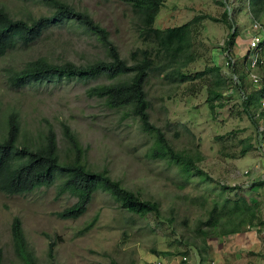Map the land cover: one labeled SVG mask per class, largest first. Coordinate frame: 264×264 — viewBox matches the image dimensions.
I'll return each mask as SVG.
<instances>
[{
  "label": "rangeland",
  "instance_id": "obj_1",
  "mask_svg": "<svg viewBox=\"0 0 264 264\" xmlns=\"http://www.w3.org/2000/svg\"><path fill=\"white\" fill-rule=\"evenodd\" d=\"M62 1L103 27L121 58L132 64L131 54L142 45L135 31L138 20L129 5L119 0ZM249 8V0H166L154 27L180 26L196 16L214 18L216 22L202 20L194 38L197 60L186 72L193 75L206 67L219 66L222 75L233 80L236 78L223 47L227 35L235 29L236 46L231 58L244 76L242 89L246 95L259 96L264 86V65L253 72L246 65L254 21ZM0 9L15 20L30 21L50 15L41 0H0ZM226 21L233 25L231 30ZM257 22L264 31V14ZM259 54L264 58V44ZM106 57L95 36L74 23H62L51 26L32 45L18 47L0 58V138L6 132L7 117L15 113L20 122L18 145L44 137L51 126L62 154L67 146L62 141L61 123H66L86 149V161L93 171L107 170L124 188L158 203L159 215L130 213L99 190L82 217L59 219L56 214L76 202L69 195L56 198L60 180L51 188L27 195L0 193L2 264H23L12 247L10 227L14 217L21 222L36 264H50V243L55 244L52 264H181L182 257L186 258L184 264H264V248L253 255L244 235L209 238V254L204 255V263L198 251L201 241L196 237V227L207 217L209 199L245 196L251 204H259L258 219L264 223V184L254 186L264 183V152L259 149V141L264 138V118L257 119L264 111L255 102L251 108L255 118L251 120L243 112L241 93L233 88L232 80L224 92L225 107L217 109L213 116L205 103L206 88L199 81L169 84L162 75L153 74L145 86L150 122L174 151L200 154L202 161L196 166L210 178L207 182L195 176L186 179L176 164L152 157L154 140L141 131L129 111L110 110L103 101L86 96L87 89L109 83L108 80L73 78L21 89L12 88L7 82L8 70H20L39 58L54 64L71 62L84 66ZM251 74L260 79L258 86L252 83ZM248 143L251 150L240 157ZM222 185L238 189L228 192ZM94 219L92 229L78 236L77 232ZM260 228L256 232L259 242L264 226ZM249 232L254 233L255 229Z\"/></svg>",
  "mask_w": 264,
  "mask_h": 264
},
{
  "label": "trees",
  "instance_id": "obj_2",
  "mask_svg": "<svg viewBox=\"0 0 264 264\" xmlns=\"http://www.w3.org/2000/svg\"><path fill=\"white\" fill-rule=\"evenodd\" d=\"M41 1L50 10V15L30 21L12 19L0 9V58L18 47L32 45L51 26L62 23H74L87 34L95 36L105 49L107 57L84 66L71 62L54 64L45 58H39L26 63L20 70H8L6 76L10 87L21 89L29 85L73 78L87 81L100 78L108 80L109 83L87 89L86 96L103 101L110 110L129 111L141 131L147 132L154 140L151 156L165 158L176 164L186 179L195 176L200 177L203 182L210 181V178L196 166L202 161L199 153L174 151L163 133L150 122V105L145 86L151 75H162L169 84L199 81L206 88L205 103L212 116L216 114L217 109L225 107L224 92L230 87V80L233 82V88L241 93L243 112L248 114L251 120L255 118L251 112L255 102L264 111L261 105L262 101L264 102V86L259 96L256 93L246 95L242 89L244 76L239 73L236 63L231 58V52L236 46L237 31L232 29L233 25L228 21L226 22L232 32L226 37L223 52L226 62L235 75V80L223 76L219 66L206 67L193 75L186 72L188 66L197 60L194 38L202 20L208 18L216 22L210 16H196L180 26L158 29L154 27V22L166 0H119L132 8L138 20L135 31L142 45L131 54L132 64H129L121 58L108 32L88 14L75 10L62 0ZM249 6L254 21H260L264 14V0H249ZM224 15L226 17V14ZM263 65L264 58L263 64L259 67ZM260 117L264 118V113L257 115V119ZM61 133L62 141L67 146L62 154L51 126L44 137L18 145L20 122L17 114L11 113L6 120L5 135L0 138V193L10 196L27 195L41 188H51L56 185L57 180H60L61 183L56 187V198L69 195L75 198L76 202L57 213L56 217L59 219L77 220L82 217L87 212L93 195L99 190L109 194L122 209L130 213L139 216L159 215L158 203L144 200L140 195L124 188L119 181L111 178L107 170L93 171L86 161V149H83L69 125L61 123ZM262 134L263 130L258 132L259 136ZM251 148V144L248 143L240 151L239 156L244 157ZM263 184L257 183L254 186ZM222 188L228 192L238 189V187L229 189L224 185ZM209 200L207 217L200 220L196 227V237L201 241V247L198 249L201 263H204V255L209 254L207 244L209 238L224 239L248 232L257 226L258 228L264 226V223H260L258 219L259 204H251L245 196L238 194L234 199L219 196L218 199ZM95 221L96 219L88 223L77 232V235L81 236L89 232ZM10 230L15 256L23 264H36L33 251L28 246L21 222L17 217L12 219ZM54 248L55 244L48 245L47 258L50 264H52ZM183 259L180 258L181 264H184ZM2 263L3 252L0 247V264Z\"/></svg>",
  "mask_w": 264,
  "mask_h": 264
},
{
  "label": "built area",
  "instance_id": "obj_3",
  "mask_svg": "<svg viewBox=\"0 0 264 264\" xmlns=\"http://www.w3.org/2000/svg\"><path fill=\"white\" fill-rule=\"evenodd\" d=\"M264 44V31L262 26L256 22H252L251 31L249 32V53L247 54V65L249 72H253L259 65L263 64V58L259 54L260 46ZM250 79L254 85L259 84V78L256 75L251 74ZM262 107L264 108V102L262 101ZM259 149L264 152V138L260 141ZM253 229V228H252ZM256 232L259 228H254ZM260 237L264 246V230L260 232ZM185 260V258H184Z\"/></svg>",
  "mask_w": 264,
  "mask_h": 264
},
{
  "label": "crops",
  "instance_id": "obj_4",
  "mask_svg": "<svg viewBox=\"0 0 264 264\" xmlns=\"http://www.w3.org/2000/svg\"><path fill=\"white\" fill-rule=\"evenodd\" d=\"M251 231V230H250ZM244 235V237L246 236V240H248L247 244L250 243V245H248L249 247V251H251L252 254L254 255H257L259 253H261L260 251L263 250L264 246H263V242H259L256 238V231L253 233V232H245V233H241V234H238V235H234V237H238V236H242ZM233 237V236H231ZM230 238V237H229ZM224 243V242H223ZM244 243L243 241H241V244ZM214 252V251H213ZM216 253L218 254L219 253V248L217 249ZM213 254V253H212ZM214 255V254H213ZM215 264V263H214Z\"/></svg>",
  "mask_w": 264,
  "mask_h": 264
},
{
  "label": "clouds",
  "instance_id": "obj_5",
  "mask_svg": "<svg viewBox=\"0 0 264 264\" xmlns=\"http://www.w3.org/2000/svg\"><path fill=\"white\" fill-rule=\"evenodd\" d=\"M254 228H255V227H254ZM251 229H252V228H251ZM251 229H250V230H251ZM183 260H184V259H183ZM185 260H186V258H185Z\"/></svg>",
  "mask_w": 264,
  "mask_h": 264
}]
</instances>
